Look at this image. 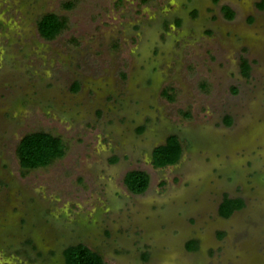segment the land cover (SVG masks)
<instances>
[{"label": "rangeland", "instance_id": "obj_1", "mask_svg": "<svg viewBox=\"0 0 264 264\" xmlns=\"http://www.w3.org/2000/svg\"><path fill=\"white\" fill-rule=\"evenodd\" d=\"M261 1L0 0V264H67L79 242L104 264H264ZM34 130L65 151L25 168ZM171 133L181 157L155 166ZM224 196L244 205L222 215Z\"/></svg>", "mask_w": 264, "mask_h": 264}, {"label": "trees", "instance_id": "obj_2", "mask_svg": "<svg viewBox=\"0 0 264 264\" xmlns=\"http://www.w3.org/2000/svg\"><path fill=\"white\" fill-rule=\"evenodd\" d=\"M264 7V0L259 2ZM222 9L228 18L234 16V10L228 5ZM65 25V19L56 12H45L37 20L39 33L45 38H53ZM242 71L245 75L249 72V63L243 58L241 61ZM78 83L73 88L76 89ZM65 145L60 135H55L45 130H34L24 133L16 145V153L19 163L25 168H34L50 163L54 158L62 156ZM182 154V145L177 134L171 133L164 143L156 145L152 150V163L155 166H165L178 162ZM123 180L133 192H143L149 183V174L143 169H130L125 172ZM244 201L240 197L224 196L219 205L222 215H229L235 209L241 208ZM189 244V243H188ZM195 243L191 245V248ZM67 264H104L101 253L92 249L83 242L70 244L63 250Z\"/></svg>", "mask_w": 264, "mask_h": 264}]
</instances>
